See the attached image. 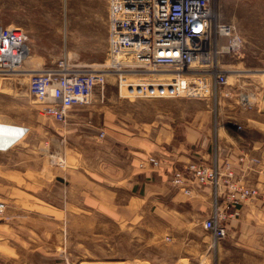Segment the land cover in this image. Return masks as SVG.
Returning <instances> with one entry per match:
<instances>
[{"label":"crops","instance_id":"0c3cea01","mask_svg":"<svg viewBox=\"0 0 264 264\" xmlns=\"http://www.w3.org/2000/svg\"><path fill=\"white\" fill-rule=\"evenodd\" d=\"M27 1L30 0H5L6 9H15L23 15ZM9 85H12L11 80ZM229 106L237 111L225 107L221 109V115L227 113L226 119L236 117V122L243 125L237 112L245 111L233 104ZM176 108H162V116L158 119H145L138 115L132 104L102 106L96 103L74 107L65 124L57 122L65 134L60 136V148L56 150L63 160L55 162L54 167L46 171L44 166L43 170L36 171L16 168L10 155L1 154L9 149L0 150V159L5 160L0 162V198L7 200L11 209L24 210L31 203L25 205L23 202L36 195L37 202H32V207L46 209L53 215L60 214V208L64 207L98 214L119 227L150 226L149 229L162 239L174 243L158 264H194V254L200 259L198 264H203L204 260L212 264H264L262 199L246 202L240 208L239 216L229 218L227 237L214 245L213 235L203 228L212 212V188L197 187L191 194H186L173 186L174 168L189 161L211 163L214 157L209 138L211 124L213 128L211 111L197 110L189 120L188 111H180L179 117L174 114ZM253 113L262 112L256 110ZM247 121L259 123L250 116ZM226 122L233 131L222 126L218 131L219 139L236 146V127L231 121ZM102 131L105 133L103 138L100 137ZM254 144L252 150L247 149V154L264 160V151L257 147V142ZM226 148L227 151L221 152V163L228 157L236 161L239 156L236 148ZM151 157L161 160L164 165L153 169L148 163ZM246 181L264 192L263 173L252 172ZM16 218L9 224L0 225V231L10 236L8 240L31 246L39 239L44 243L38 234L30 232L26 226L30 223L25 222L24 217ZM48 224L53 222L48 221ZM153 226L156 228L152 229ZM189 226H200V233L206 237L198 241L188 231ZM34 235L39 239L33 238ZM35 249L44 250L43 246L38 248L37 245Z\"/></svg>","mask_w":264,"mask_h":264},{"label":"rangeland","instance_id":"374dc122","mask_svg":"<svg viewBox=\"0 0 264 264\" xmlns=\"http://www.w3.org/2000/svg\"><path fill=\"white\" fill-rule=\"evenodd\" d=\"M26 5L27 9L22 15L15 9L7 10L5 0H0V26L14 24L22 28L30 44V57L22 71L13 75L0 74V122L28 129L23 138L1 154L10 155L16 168L27 167L36 171L43 170L44 166L46 171L54 167L55 162L63 160L56 150L60 148V136L65 132L56 121L42 114L41 106L29 94V74L54 64L65 55L77 66L103 63L108 49L109 3L108 0H30ZM216 18L222 23L235 24L244 40L239 55H222L218 58L219 65L229 71V82L234 84L238 74H244L242 80L261 86L263 78L259 72L264 67V0H216ZM9 80L12 81L11 86ZM110 88L106 101L98 104H132L138 115L145 119H158L162 116L160 109L170 106L177 107L174 114L179 117L180 111H188L189 120L195 111L209 109L213 120L210 149L214 156L217 154L221 158V152L224 149L227 151L226 147L236 148L238 155L248 153L255 142L264 151V113L237 112L243 129L239 133L234 132L238 141L236 146H232L218 136L223 124L229 129L226 120L230 119L224 117L227 113L221 115V109L226 107L229 111H237L231 109L228 102L217 105L209 96L129 100L119 98L115 87ZM248 116L259 123L248 122ZM260 160L264 165V160ZM0 162L4 163L5 160L0 159ZM35 198L36 195H33L23 202L25 205L31 203L24 210H12L8 207V201L0 198L7 204L5 214L0 216V225L9 224L16 217H24L25 222L30 223L26 225L30 232L38 234L44 241L42 243L34 235L33 238L39 239L32 242L34 246L21 245L20 242H11L7 232L0 231V264H158L163 261L164 252L173 247L172 241L162 239L149 229L150 226L119 227L98 214L64 207L60 208V214L53 215L46 209L33 208L32 202H37ZM9 211H13V216ZM48 221L53 224H48ZM199 228L189 226L188 230L198 241L206 237ZM36 245L38 248L43 246L44 250L35 251ZM192 256V262L198 264V256ZM202 263L212 264L205 260Z\"/></svg>","mask_w":264,"mask_h":264},{"label":"built area","instance_id":"2783aa9c","mask_svg":"<svg viewBox=\"0 0 264 264\" xmlns=\"http://www.w3.org/2000/svg\"><path fill=\"white\" fill-rule=\"evenodd\" d=\"M108 3L109 38L103 63L77 66L65 55L30 72L29 93L43 115L65 124L74 107L104 103L110 86L121 99L209 96L217 105L228 102L241 111L264 113V67L260 72L263 82L258 86L245 82L239 74L231 84L229 71L219 65L222 55H239L244 40L235 24L217 21L216 0ZM29 53V38L22 28L0 26V74L22 71ZM228 119L237 132L242 131L236 117ZM104 136L100 132V137ZM148 163L153 169L164 165L153 157ZM252 172L264 173V165L247 153H241L236 161L228 157L223 163L215 154L211 163L189 161L173 169V186L186 194L197 187L212 188V212L203 228L213 235L214 245L227 237L226 222L239 216L246 202L264 201L260 187L246 181ZM6 209L7 204L0 201V216Z\"/></svg>","mask_w":264,"mask_h":264},{"label":"water","instance_id":"95a60500","mask_svg":"<svg viewBox=\"0 0 264 264\" xmlns=\"http://www.w3.org/2000/svg\"><path fill=\"white\" fill-rule=\"evenodd\" d=\"M28 129L22 126L0 123V150L6 151L14 146Z\"/></svg>","mask_w":264,"mask_h":264},{"label":"bare ground","instance_id":"6f19581e","mask_svg":"<svg viewBox=\"0 0 264 264\" xmlns=\"http://www.w3.org/2000/svg\"><path fill=\"white\" fill-rule=\"evenodd\" d=\"M30 57V53H29V55H28V58ZM27 58V59H28ZM32 67V66H31ZM30 70H26V72H29ZM238 71H236V73H237ZM246 72V71H245ZM239 73V72H238ZM243 73V72H242ZM249 73V72H248ZM258 74V73H257ZM259 74H260V72H259ZM240 75V74H239ZM244 75V74H243ZM261 75V74H260ZM262 76V75H261ZM231 79V78H230ZM107 94V93H106ZM1 123V122H0ZM3 124H5V123H3ZM10 125V124H9Z\"/></svg>","mask_w":264,"mask_h":264}]
</instances>
